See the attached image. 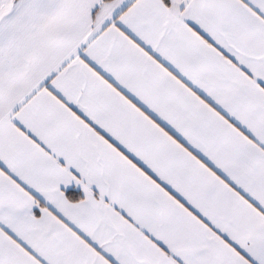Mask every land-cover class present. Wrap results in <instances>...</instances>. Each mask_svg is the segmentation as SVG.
<instances>
[{"label": "snow or ice", "instance_id": "snow-or-ice-1", "mask_svg": "<svg viewBox=\"0 0 264 264\" xmlns=\"http://www.w3.org/2000/svg\"><path fill=\"white\" fill-rule=\"evenodd\" d=\"M0 264H264V0H0Z\"/></svg>", "mask_w": 264, "mask_h": 264}]
</instances>
